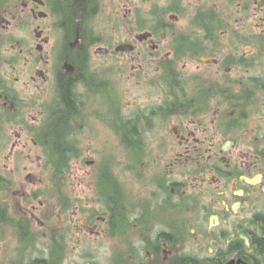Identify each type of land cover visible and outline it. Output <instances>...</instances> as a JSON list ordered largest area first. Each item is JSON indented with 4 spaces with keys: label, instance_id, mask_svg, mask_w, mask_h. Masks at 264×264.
<instances>
[{
    "label": "flooded vegetation",
    "instance_id": "flooded-vegetation-1",
    "mask_svg": "<svg viewBox=\"0 0 264 264\" xmlns=\"http://www.w3.org/2000/svg\"><path fill=\"white\" fill-rule=\"evenodd\" d=\"M102 1L74 0L78 12L69 25L58 10L63 0H0L3 214L14 210L15 202L6 199L18 195L19 190L14 193L12 188L38 189L42 195L53 185L45 149L38 141L52 123L48 113L60 78L73 80L82 114L90 105L89 126L87 118H78L71 135L79 146L81 137L94 136L91 117L100 111V94H91L83 79L91 73L93 80H99L97 48L110 39L102 28L109 31L110 22L106 26L98 18ZM158 5V32L137 36L149 50L144 52L143 158L135 162L144 171V179L135 174L144 183V201L133 207L131 182L119 181L130 196L122 199L125 222L118 226L115 207L104 204L97 185L101 164L91 172L82 170L80 183L90 195L76 197L71 214L76 216L75 237L105 233L114 240L109 264H118L119 252L125 253L122 264H264V0H163ZM187 8L192 13L183 23L180 19ZM113 47L107 46L103 55L119 54ZM109 118L105 121L110 124ZM113 125L109 129L117 136ZM36 149L37 160H30ZM93 162L87 161L86 167ZM69 173L67 168L56 182L61 194L55 196L54 209L65 224L56 236L60 241L54 248L57 264H62L66 252ZM53 198L46 196L49 203ZM43 208L39 201L29 209L40 225L54 218L36 219ZM12 217L19 220L18 213ZM47 239L50 247L55 238L48 234Z\"/></svg>",
    "mask_w": 264,
    "mask_h": 264
},
{
    "label": "rangeland",
    "instance_id": "rangeland-1",
    "mask_svg": "<svg viewBox=\"0 0 264 264\" xmlns=\"http://www.w3.org/2000/svg\"><path fill=\"white\" fill-rule=\"evenodd\" d=\"M160 3H163V0H116L114 4H110V0H103L101 3L102 8L98 14L99 21H101L103 25L106 26L107 23L110 22L109 31L102 26L106 38L110 37V39H107L108 42L105 46H109L110 48H112L115 42H120L126 39L132 41L136 46V50L132 53H119L115 56L110 55L109 57L100 55L97 58V63L99 64L97 69H99V72L105 73L102 76L100 75V79H102V81L106 80L109 83L106 85H100V87L109 90L107 94H110L112 96L114 102L116 101V98H118L116 112L119 114L120 118H126L131 114L144 111V69L146 68V66L144 65V52H148L149 50L148 47L144 45V42L141 44L137 41L136 36H142L144 34L143 32L148 29L144 30V28H132V24L135 25L134 15L136 9H149L156 5V9L161 12V7L158 5ZM168 10L169 9H167L166 12ZM127 11H129V13L127 17H125L126 19L124 20L123 15ZM143 12L144 11L142 10L139 13V17L148 18L149 16L147 15V13ZM190 13H192V9L187 8L185 14L181 16L180 20L183 23L189 21L191 15ZM144 15L146 17H144ZM149 19H152V17H150ZM112 22H114L115 24V29L112 28ZM97 90H99V88H97ZM106 97L108 98V96ZM106 97L105 95L103 97L100 96V111L97 115L95 114L91 117L92 121L90 127H95V129L93 130L94 136L91 134L90 137H81L82 140L80 141V147L82 149H85V152L82 151V154L84 155L81 154L82 156L78 160L71 161L69 169L70 173L66 178V180H68V184L66 185L67 191L69 192V196L72 202L68 211V235L65 233L63 237V239H65V243L63 244L65 246L66 252L62 264H86L87 261L98 262V264H109L108 262L111 259L112 255L111 247L112 242L114 243V240L105 235V233H101L97 237L93 235L85 239H83L84 236L80 239L75 237V230L72 228V222L76 216L71 218V214L76 209V197L82 195H90L87 191H83V187L86 186L80 183V176L82 175V170L85 169V171L91 172L94 170V166L97 167V165H100L103 161H108L109 169L111 170V172H114L113 175L115 174L119 181H121L122 183L123 181L126 183H128V181L131 182L132 187H130L132 188L133 194L131 193L132 198L130 199V201L132 203V206H140L141 202L144 201L141 200V196L144 195V183L137 179V177L144 179V171L139 170L140 166L139 163H137L136 172H139V176L135 177V168H128L130 164V160L126 156L128 152H125L126 149L121 145L118 136L113 135V133L109 129L111 127V124H114V120L112 121V119L109 118L111 117V114L109 115V112H107V107H104L103 102H109V100H106ZM88 99L90 101V97L86 95V101ZM102 105L104 109H102ZM81 106L82 103L80 101V108ZM88 107H90L89 103L87 104V106L85 105V110H83L84 114L82 115L83 118H87L86 124L89 126L90 117L88 118L87 114ZM80 112H82L81 109L78 113ZM96 116H100V118H97ZM105 118H109L108 121L110 122V124L105 121ZM99 120L102 123H99ZM140 130L141 143L144 149V124H141ZM38 154L39 152L36 149V151L31 154L30 160H37ZM89 160L94 161L93 165L91 167H86V165H88L87 161ZM32 168H34V166H32ZM32 170L33 172L38 171L37 169L35 171L34 169ZM36 174L38 175L40 173L36 172ZM12 189L14 193L19 190L18 195H13V197L15 196L13 199L17 204L15 210L21 213L26 207H29L31 205H37L39 201H43V204H45V208H43V211L40 214H37V217L35 216V218L41 219V217L47 214L44 209H46L48 201L47 199L43 198L44 196H40V194L35 195L33 191L35 192L36 189ZM121 189L122 188L120 187L119 194L122 196L123 201H126V199L130 195L129 193ZM28 192H31V195L28 197L29 199H26L25 194H28ZM18 198H21L19 202ZM6 199H8L7 203H12V199ZM53 199L54 200H52L49 204L51 209L49 213L52 214V216L56 219L53 218L52 220L48 221L47 225H40V223L37 224L36 220L34 219L30 220V227L33 231L35 230L36 232H34L37 234V244H39L42 248H45V244L48 243V234L53 225L57 224L58 226L54 230L57 236L61 234V229L65 226L64 220H62L61 216L57 214V207L55 209L53 208V206H56V200L55 198ZM23 201H25L27 205L24 206ZM29 202L30 204H28ZM100 210L101 213L99 212V214L102 215L103 208H101ZM8 212L10 214H13V211L11 209H8ZM10 219L11 216L8 214H5L0 219V223H6V225L4 224V227L0 228V264H8V261L12 258L13 251L16 252L15 256L19 255L18 251L14 250V247L18 244V240L17 236L15 235L16 233L14 232L11 224L9 223ZM57 243L55 244V246L57 245Z\"/></svg>",
    "mask_w": 264,
    "mask_h": 264
},
{
    "label": "trees",
    "instance_id": "trees-1",
    "mask_svg": "<svg viewBox=\"0 0 264 264\" xmlns=\"http://www.w3.org/2000/svg\"><path fill=\"white\" fill-rule=\"evenodd\" d=\"M156 7L157 6L155 5L149 9H136L134 15L135 25L132 24V28H144V30L148 29L151 32L157 33L159 29L161 14L160 11L156 9ZM58 10L61 18L67 21L69 25L73 22L74 14L78 12V9H76L74 6V0H63L61 4H58ZM142 10L147 13V15L149 16L148 18L145 15L144 17L146 18L139 17V13ZM150 17H152V19H149ZM78 64L81 65L82 63L79 62ZM100 75L102 76L103 74ZM93 76L94 75L91 73H85L83 79L84 84L87 86V88L92 89L91 94H100L101 97H103L104 95L105 97L108 96V98L106 97V100H109V102H102L104 103V107H107V112H109V115L111 114L112 120H114L113 123L117 124L116 131L121 145L128 152L130 150L135 151L134 153L130 154L132 155V157L129 156V158L132 160V163L129 165V167L131 169L135 168L134 170H136V160H141V158H143L142 153H140V151H142L143 149V145L141 143L140 126L141 122H143L144 124V113L141 112L138 114H133L131 119L129 117L120 118L119 114L116 112L117 102H114L112 96L110 94H107L109 90L106 88H100V92H98V90L96 91L94 90V88H92L94 87V85H106L109 83H107L106 81H102V79L100 78L98 80L96 77L95 80H93ZM72 85L73 80L70 77H62L59 79L57 96L55 97L51 106V112L48 113V116H51L53 119L52 123L48 128L45 127L44 130L41 131L43 135L38 141L45 149L44 159L49 169L47 170L51 173V179L53 181V185L51 186V188H48L45 191L46 196H52L57 191L60 198L61 188L56 187V182L60 180L61 176L64 174L67 168L69 172L71 161L78 160L82 156V153L79 152V150H81L79 146V140H76L70 133L72 129H74V131L77 130L78 124L76 123V119L78 120V118L83 117L81 112L78 113L81 109L79 94L75 89L72 88ZM117 99L118 98H116V101H118ZM104 107L102 109H104ZM112 110L114 112H112ZM70 122H73L74 124L71 125ZM135 173L137 175V172ZM119 183L120 182L118 178L114 177L109 169V162L103 161L99 170L97 185L99 186V189L102 193L101 197L104 204L108 208H110V206L115 207L117 216L114 222L118 226H120V224L123 225V223L125 222L121 207V203H123L122 196L119 194ZM47 193H49V195ZM48 209L50 211L49 205ZM4 214L3 211L0 210V217H3ZM9 223L11 224L14 232L16 233L15 235L17 236V240L19 241L18 258L14 261L9 260L8 262L10 264H57L54 261V255L56 252V249L54 248L57 242L60 243L58 239H55L50 247L45 246L44 250H40L37 248V234L35 233L36 231L34 230V232L31 229L30 220L27 217L21 216L19 217V220L13 219L11 217ZM4 224L6 225V223ZM46 248L49 249L50 252L48 251V253H46ZM35 253H37V255ZM137 256L138 258H141V256H139L138 254ZM116 258L117 261L115 262H118V264L126 262L124 252L119 253ZM90 263L98 264L95 262Z\"/></svg>",
    "mask_w": 264,
    "mask_h": 264
},
{
    "label": "water",
    "instance_id": "water-1",
    "mask_svg": "<svg viewBox=\"0 0 264 264\" xmlns=\"http://www.w3.org/2000/svg\"><path fill=\"white\" fill-rule=\"evenodd\" d=\"M101 52H104L105 50L103 48H99ZM115 50L117 51H131L133 50V46L129 43H121L115 47Z\"/></svg>",
    "mask_w": 264,
    "mask_h": 264
},
{
    "label": "bare ground",
    "instance_id": "bare-ground-1",
    "mask_svg": "<svg viewBox=\"0 0 264 264\" xmlns=\"http://www.w3.org/2000/svg\"><path fill=\"white\" fill-rule=\"evenodd\" d=\"M239 43V42H238ZM238 46V45H237ZM261 56V55H260ZM84 95V94H83ZM81 97V96H80ZM87 106V105H86ZM101 122V121H100ZM111 155V154H110ZM114 167V166H113ZM121 187V186H120Z\"/></svg>",
    "mask_w": 264,
    "mask_h": 264
}]
</instances>
